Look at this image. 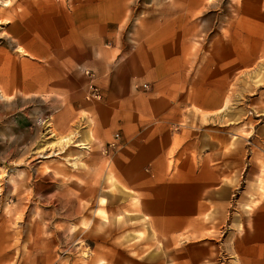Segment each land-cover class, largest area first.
I'll list each match as a JSON object with an SVG mask.
<instances>
[{"label": "rangeland", "instance_id": "374dc122", "mask_svg": "<svg viewBox=\"0 0 264 264\" xmlns=\"http://www.w3.org/2000/svg\"><path fill=\"white\" fill-rule=\"evenodd\" d=\"M32 1L0 0V257L8 255L12 260L28 263L43 253L50 257V264H187L193 257L194 262L189 264H212V261L239 264L234 251L222 247L233 241L234 235L252 231L253 215L264 201V196L248 193L258 177L264 175L250 170V162L255 157L251 152L259 151L251 142H259L257 132L264 125V118L249 119L253 111L264 112V54L253 60L250 69H237L227 77L224 96L235 93L228 104L230 111H246L236 127L248 140L239 164L227 168L221 163L217 170L221 185L214 189L215 200L207 201L214 214L204 218L210 223L209 231L200 235L184 231L166 237L143 213L140 192L118 178L112 163L116 143L110 140L107 144L95 145L89 133L92 122L83 112H77L79 101H99L87 98L91 83L85 77L91 71L85 64L81 65L82 69L76 68L78 50L73 48L65 56H55L23 27L27 17L37 11ZM40 1L39 13L50 2ZM132 1L136 6L129 3L121 20L111 24L100 39L102 48L112 50L113 64L129 49H137L147 34L163 31L184 35L187 28L183 22H172L176 15L172 18L160 6L153 7L156 0ZM242 1L222 2L230 11V4L239 6ZM1 2L8 6H2ZM78 2L83 5L86 0H52L66 14L71 12L68 6ZM249 4H253L252 22L264 28V0H250ZM23 12L28 16L21 17ZM201 17H193L197 31ZM222 20H211L213 27L206 35L202 56L198 63L192 57L193 63L184 69L188 79L187 97L194 94V83L201 75L199 68L204 62L201 58L208 56L214 40L223 39L228 27ZM22 34L32 48L46 49L47 54L33 56L27 49L26 55L18 52L16 47L22 45L19 41ZM184 42L183 39L181 44ZM196 42H199L197 36L191 40V51ZM181 56L183 59V53ZM65 62L74 65L65 67ZM213 63L219 65V60L214 59ZM239 72H242L239 81H243L240 82L243 88L235 91L232 82ZM75 73L84 77V85L80 87L82 98L75 96ZM142 87L146 89V85ZM221 107L201 111L187 105L182 108V114L202 115L205 125L218 129L221 125L215 114ZM228 119L233 121L234 117ZM186 125L191 129L196 127L195 122H186L183 117L180 126ZM115 136L114 139L119 138ZM63 137L84 142L88 148L65 144ZM213 140L218 144L215 155L233 148L231 140L227 145H220L216 137ZM172 160L173 153L169 155V168ZM225 182L233 183L225 196L219 197L217 191ZM144 216L151 223L149 229L143 226L141 217ZM116 226L123 228L111 233ZM221 242L225 245H220ZM198 246L208 247V254L199 255L195 250Z\"/></svg>", "mask_w": 264, "mask_h": 264}, {"label": "crops", "instance_id": "0c3cea01", "mask_svg": "<svg viewBox=\"0 0 264 264\" xmlns=\"http://www.w3.org/2000/svg\"><path fill=\"white\" fill-rule=\"evenodd\" d=\"M49 1L41 13V1H32L37 11L32 17L23 12L21 17H28L22 24L55 56H65L73 48L78 50L76 68L82 69L81 65L85 64L91 71L90 76L85 78L100 90L102 98L99 101H79L76 108L92 122L89 133L95 145L111 141L116 143L112 163L117 176L124 185L140 192L141 209L159 233L172 237L184 231L196 235L209 231L210 223H206L204 218L214 214L207 201L212 203L215 200L214 189L221 185L217 170L221 168V163L227 168L239 164L245 154L244 143L248 140L236 127L246 111H230L228 104L235 93L224 96V91L231 72L250 69L253 60L264 54V28L252 22L253 4H249L250 0H243L239 6L230 4V11H233L230 12L224 7L223 0L153 1V7L160 6L172 18L176 15L173 19L170 17L172 22H183L187 26L184 35L165 34L163 31L147 34L137 49H129L113 64L110 47L105 49L100 46L101 36L111 24L121 20L129 3L135 6L136 3L132 0H86L83 5L78 2L68 6L71 12L66 14L61 11L60 5ZM215 8L217 11L212 10ZM195 15L202 16L199 31L193 22ZM213 18L219 21L225 18L222 21L228 28L223 39L214 40L208 56L201 58L204 61L199 68L201 75L194 83V94L187 97L188 79L184 69L191 66L192 57L198 63L202 56L206 35L213 27ZM195 36L199 42L191 51V40ZM183 39L185 42L181 44ZM19 41L23 48L19 45L16 50L24 55L27 54L25 49L32 51L33 56L47 54L46 49L40 51L27 44L28 38L23 34ZM214 59L219 60V65H214ZM64 64L65 67L74 65L72 62ZM240 73L232 82L235 91L243 88L240 83L243 81H239ZM74 76L75 96L82 98L80 87L84 85V77L77 73ZM245 76L246 73H243L242 77ZM143 85H146L145 90ZM187 105L201 111H214L222 106L215 114L221 126L214 129L205 125L202 115L182 114V108ZM259 116L264 118V112L253 111L249 119ZM183 117L186 122H195V129L188 125L185 128L180 126ZM225 117L234 119L230 121ZM257 134L260 143L254 140L251 145L259 151L251 152L255 153V157L254 162H250V170L264 173V125L259 127ZM114 135H119V138L114 139ZM215 137L220 145H227L231 140L233 148L215 155L218 146L213 140ZM67 138L75 146L88 148L84 142ZM172 153L169 168L168 159ZM232 183L222 184L217 191L219 197L225 196ZM255 184L250 186L249 195L264 196V175L258 177ZM70 214L72 216L74 212ZM147 217H141V220L143 226L149 229L151 223ZM252 227L251 232L245 230L242 235H234V240L222 247L234 251L239 264H264V201L253 215ZM122 228L116 226L110 232L118 233ZM220 245H225V242ZM195 250L202 256L209 252L205 246H198ZM192 262L193 257L187 264ZM0 264H50V257L42 253L28 263H22L4 255L0 257Z\"/></svg>", "mask_w": 264, "mask_h": 264}, {"label": "built area", "instance_id": "2783aa9c", "mask_svg": "<svg viewBox=\"0 0 264 264\" xmlns=\"http://www.w3.org/2000/svg\"><path fill=\"white\" fill-rule=\"evenodd\" d=\"M87 98L96 100L101 99V93L99 89L92 83L88 85ZM115 137L118 138V135H116Z\"/></svg>", "mask_w": 264, "mask_h": 264}, {"label": "bare ground", "instance_id": "6f19581e", "mask_svg": "<svg viewBox=\"0 0 264 264\" xmlns=\"http://www.w3.org/2000/svg\"><path fill=\"white\" fill-rule=\"evenodd\" d=\"M2 3L3 2H1V5L4 6V7H6L8 5L7 3H3V4ZM61 140L64 141L65 144H69L70 143V140L67 137H63Z\"/></svg>", "mask_w": 264, "mask_h": 264}]
</instances>
